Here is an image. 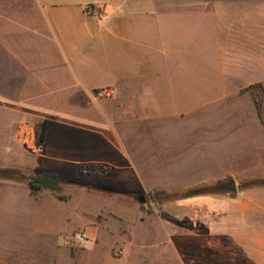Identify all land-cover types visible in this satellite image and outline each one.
Here are the masks:
<instances>
[{
    "label": "crops",
    "instance_id": "0c3cea01",
    "mask_svg": "<svg viewBox=\"0 0 264 264\" xmlns=\"http://www.w3.org/2000/svg\"><path fill=\"white\" fill-rule=\"evenodd\" d=\"M88 5L104 16L88 14ZM226 26L230 37L225 45L220 34ZM262 36L264 0H183V6H173L171 0H0V81L8 84L0 86V113H4L0 149L17 158L10 155L18 151L12 143L15 124L29 118L41 121L42 128L47 120L46 153L28 160L32 173L56 174L61 189L85 184L141 194L146 183L133 157L122 149L111 111L93 102L91 95L111 87L123 107L141 106L148 114V109H154L143 100L166 83L173 84L171 62L196 66L203 61L201 50L211 42L209 58L217 66L218 89L222 83V93L238 96L252 83L264 82ZM33 47L35 53L29 55ZM253 50L261 54L255 58L260 69L254 78ZM225 72L229 78L224 77ZM228 79L232 86H225ZM32 84L42 89L34 90ZM56 96H64L71 108L58 105L48 111L38 103ZM130 99H138V103L134 105ZM245 124L254 132L257 155L250 161L252 169L259 171L264 163V124L257 120ZM83 165H102L109 171L91 169L86 173L81 170ZM249 173L247 177H264ZM21 176L24 178L0 176V264H10L12 256L17 258L11 242L20 239L17 220L29 201L32 211L37 210L34 221L43 223L39 200L45 201L48 194L66 203L73 199L70 192L64 198L49 187L32 192L29 175ZM125 198L118 202L129 206L131 199ZM220 200L226 217L212 223V227L221 226L219 234L213 228L209 239L198 237L202 247L197 252L205 259L203 264L209 259L211 264H264V187L239 189L237 195ZM56 204L49 203L55 216L54 210L59 213Z\"/></svg>",
    "mask_w": 264,
    "mask_h": 264
},
{
    "label": "rangeland",
    "instance_id": "374dc122",
    "mask_svg": "<svg viewBox=\"0 0 264 264\" xmlns=\"http://www.w3.org/2000/svg\"><path fill=\"white\" fill-rule=\"evenodd\" d=\"M171 2L173 6H183V0ZM229 37L226 26L220 39L226 45ZM212 44L203 47V61L196 66L171 62L173 84L166 83L165 88L143 100L154 109H148V114L141 106L123 107L117 97H95L99 91L91 95L93 102H100L111 111L122 149L133 157L146 183L143 191L146 200L140 201L139 193L127 195L106 187L77 184L73 190H59L60 197L66 198L67 192L73 195L68 203L51 194L45 201L37 202L39 211L43 212V223L34 221L37 210L34 207L32 211L33 203L29 201L27 210L23 207L18 216L21 234L18 242H11L12 253L17 258L12 256L10 264H203L205 259L197 252L202 247L200 239L202 236L209 239L213 228L219 234L221 226L212 227V223L226 217V207L220 199L237 195L240 183L259 178L247 177L249 172L264 175V163L262 170L252 169L250 159L257 155L252 142L254 132L245 124L256 120L264 124V82L252 83L238 96L222 93V83L218 89L216 79L217 66L209 58ZM34 47L38 48L37 44ZM34 47L28 50L29 55L35 53ZM259 55L253 50V78L260 69L259 59L255 60ZM225 74L224 77H230L229 73ZM5 85L8 84L0 81L1 87ZM32 85L34 90L42 89L41 85ZM232 85L230 79L225 81V86ZM79 101L86 100L79 98ZM128 101L138 103V99ZM38 103L48 111L58 105L66 110L71 108L64 96L43 98ZM131 110L134 114H128ZM3 115L1 112L0 117ZM22 121L32 124L41 135V121L28 118L17 122L12 143L18 151L10 154L17 158L0 149V167L31 176L37 172L32 173L28 160L38 156L16 141V129ZM261 143L264 146V139ZM91 169L109 171L102 165L81 166L86 173ZM12 176L18 177L15 173ZM231 181H235L236 191L218 188ZM195 186L211 190L181 197ZM21 197L24 201L23 194ZM125 197L131 199L129 206L118 202ZM51 202L55 206L58 203L56 216ZM79 231L87 233L88 242L75 238ZM207 261L211 264L210 259Z\"/></svg>",
    "mask_w": 264,
    "mask_h": 264
},
{
    "label": "trees",
    "instance_id": "16d2710c",
    "mask_svg": "<svg viewBox=\"0 0 264 264\" xmlns=\"http://www.w3.org/2000/svg\"><path fill=\"white\" fill-rule=\"evenodd\" d=\"M47 127H48L47 120H45L41 131V137L43 139L46 138ZM13 173L18 175L17 179L24 178L23 176H21L20 172L16 171L15 169L0 168V176L2 177H13L12 176ZM27 182L32 192H36L37 189L41 187H49L56 190L61 189V180L56 174H51L46 172L36 173L27 177ZM258 186L264 187V177L254 178V179L246 180L243 183H240V189H247ZM210 190L211 189L207 187L195 186L189 188L184 195L183 194L181 195V197L205 194Z\"/></svg>",
    "mask_w": 264,
    "mask_h": 264
},
{
    "label": "built area",
    "instance_id": "2783aa9c",
    "mask_svg": "<svg viewBox=\"0 0 264 264\" xmlns=\"http://www.w3.org/2000/svg\"><path fill=\"white\" fill-rule=\"evenodd\" d=\"M86 12L88 14L94 15L98 18H102L104 14L97 10V8L93 5H88L86 7ZM115 94V90L111 87H106L99 90L98 94L95 97L104 96V97H112ZM16 141L25 146L32 154L35 156H44L46 153V141L38 135L35 127L27 121H22L19 123L16 134H15ZM75 238L83 241L88 242L89 237L87 233L79 231L75 234Z\"/></svg>",
    "mask_w": 264,
    "mask_h": 264
},
{
    "label": "water",
    "instance_id": "95a60500",
    "mask_svg": "<svg viewBox=\"0 0 264 264\" xmlns=\"http://www.w3.org/2000/svg\"><path fill=\"white\" fill-rule=\"evenodd\" d=\"M218 188L219 189H231L233 191H236L237 190L235 181H231L229 183H225L223 185H220ZM138 199L140 201H142V202L145 201L146 200L145 194L144 193L139 194Z\"/></svg>",
    "mask_w": 264,
    "mask_h": 264
}]
</instances>
